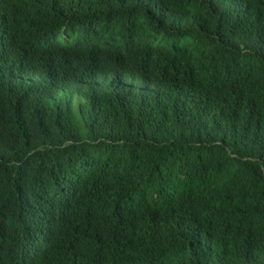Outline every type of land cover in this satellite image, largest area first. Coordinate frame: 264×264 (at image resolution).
Here are the masks:
<instances>
[{"label": "trees", "instance_id": "trees-1", "mask_svg": "<svg viewBox=\"0 0 264 264\" xmlns=\"http://www.w3.org/2000/svg\"><path fill=\"white\" fill-rule=\"evenodd\" d=\"M0 14V264H264V0Z\"/></svg>", "mask_w": 264, "mask_h": 264}, {"label": "clouds", "instance_id": "clouds-1", "mask_svg": "<svg viewBox=\"0 0 264 264\" xmlns=\"http://www.w3.org/2000/svg\"><path fill=\"white\" fill-rule=\"evenodd\" d=\"M3 14H0V17H2Z\"/></svg>", "mask_w": 264, "mask_h": 264}]
</instances>
